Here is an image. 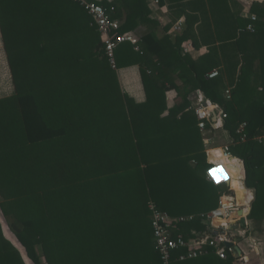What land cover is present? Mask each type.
I'll return each instance as SVG.
<instances>
[{
  "label": "trees",
  "instance_id": "1",
  "mask_svg": "<svg viewBox=\"0 0 264 264\" xmlns=\"http://www.w3.org/2000/svg\"><path fill=\"white\" fill-rule=\"evenodd\" d=\"M115 5L118 34L157 24L148 0ZM250 23L217 32L223 44L198 60L184 50L189 31L161 38L153 29L142 35L140 51L121 44L117 68L140 69L147 99L138 103L122 89L92 17L79 5L0 0L15 89L0 98V264H27L24 255L31 264H162L150 204L173 218L194 216L176 230L187 239L214 233L201 215L229 189L208 180L214 165L205 141L220 131L255 192L249 220L264 221V144L257 140L264 135V19L255 32L245 30ZM221 67L219 77L208 78ZM170 91L180 97L172 108ZM197 91L228 115L223 128L200 130L191 100ZM243 123L244 142L237 134ZM240 259L211 250L172 264Z\"/></svg>",
  "mask_w": 264,
  "mask_h": 264
},
{
  "label": "crops",
  "instance_id": "2",
  "mask_svg": "<svg viewBox=\"0 0 264 264\" xmlns=\"http://www.w3.org/2000/svg\"><path fill=\"white\" fill-rule=\"evenodd\" d=\"M148 4L152 12L151 17L157 24L143 25L135 31V34L141 38L144 33L154 29L157 30L158 36L161 38L165 35L176 38L182 32L189 31L191 39L184 44V49L188 50L187 53L194 60H198L209 54L211 47L216 46L219 48L223 44L217 32L230 30V28L233 31V26H235L237 21L239 24L244 25L248 21L252 22L253 16L259 18V21L264 19V0H159L158 4H156L155 0H148ZM178 24L181 25V30H177L176 27ZM243 27L239 26L236 30L240 31L244 29ZM124 69L126 70L123 71L121 79L122 89L130 97L134 98L136 102H145L147 96L139 67L132 66ZM216 69L221 74L225 68L221 67ZM14 91L12 74L0 29V96L1 98L10 96ZM179 101L180 97L177 91L168 92V108L174 107ZM214 141L212 138L209 139V135L205 141L208 161L211 164H214L212 161L215 162L212 159L213 154L211 152L217 150L216 148L219 146ZM234 159L241 160L235 157ZM216 160L217 163L215 162L216 164L214 165L222 166L229 176L228 168L224 165L230 164L229 160L224 157H216ZM233 176L235 178L236 174L234 173ZM221 177L223 176L221 175ZM229 179L231 181L232 178L229 176ZM208 180L217 186L225 184L228 189L233 184L237 194L238 191L240 192L239 197L243 199L244 196L249 201L251 200L248 206V228L244 225L243 221L245 219H243L237 224L232 225L231 233L237 244V248L240 249V252L238 250L236 251L241 257L240 264H264V221L249 220L252 202L255 198L254 190L247 188L244 183L245 181L243 182L244 184L233 181L230 182L231 184L229 186L223 181L217 183L211 174ZM244 237H247L248 240Z\"/></svg>",
  "mask_w": 264,
  "mask_h": 264
},
{
  "label": "built area",
  "instance_id": "3",
  "mask_svg": "<svg viewBox=\"0 0 264 264\" xmlns=\"http://www.w3.org/2000/svg\"><path fill=\"white\" fill-rule=\"evenodd\" d=\"M71 1L83 8L92 17L93 24L100 33L105 44V53L108 61L114 70L118 71L116 50L121 44L131 43L136 51H140L142 38L137 36L134 32H127L124 34L117 33L122 22L113 17V14L116 11L115 0ZM155 2L158 4L159 0H155ZM252 20L253 23H250L245 30L255 32V23L259 18L253 16ZM176 28L177 30L182 29L180 24H178ZM184 50L186 53L188 52V50ZM220 75V71L214 69L207 76L209 79H215ZM259 91L264 93V88L260 87ZM225 94L228 99L231 98L230 90H227ZM191 100L193 101V108L198 120V127L202 132H205L209 125L214 129L224 127V119H226L228 115L218 104L207 99L202 91L193 93ZM246 128L247 124L243 123L237 129V134L242 142L246 141L248 138ZM257 140L264 144V136L257 137ZM221 150L223 151L222 154L224 158L228 160H236L234 159L229 146ZM237 161L242 170L240 171V180L243 183L246 179L245 165L242 160ZM212 162L216 164L214 161ZM210 174L211 171H209V177ZM250 203L251 200L249 201L248 199L245 204L240 205L236 192L230 187L229 192L221 194L218 206L215 209L201 215V218L208 223L212 229H214V233L208 234L197 231L193 232L194 237L189 239L183 234H177L176 230L179 223L194 221V216L173 218L168 213L158 209L155 205L150 204L154 236L153 240L155 249L160 256L161 263L172 264L174 261L186 262L189 260H195L209 255L211 250H213V252L221 259H227L229 255H236L237 244L233 239L231 227L243 219L249 224L248 206ZM240 210H242L243 215L234 218L233 212Z\"/></svg>",
  "mask_w": 264,
  "mask_h": 264
},
{
  "label": "rangeland",
  "instance_id": "4",
  "mask_svg": "<svg viewBox=\"0 0 264 264\" xmlns=\"http://www.w3.org/2000/svg\"><path fill=\"white\" fill-rule=\"evenodd\" d=\"M124 70H126V69H124V68H123V69H118V71H117V73H118V77L120 78V79H119V80H120V83H121V79H122L123 71H124ZM121 84H122V83H121ZM132 94H134V93H132ZM0 95H1V94H0ZM2 95H3V94H2ZM0 98H1V96H0ZM207 137H208V134H207ZM209 137H211L212 140H215L214 142H215L216 145H219V146H217L216 149H220V150H221V149H224L225 147H227V146H229V145L231 144V143H229V140H228L229 137H228V135L225 134L223 131H220V132L216 133L215 135H209ZM218 147H219V148H218ZM221 152L223 153L222 150H221ZM244 199H245V197L243 196V199H242L241 203L244 202ZM0 219L3 220L1 211H0ZM243 222H244V225L248 228V224L246 223V220H244ZM243 227H244V226H243ZM4 233H5L6 237H7L9 240H11L13 243H15V242L11 239V238H12V234L9 232V230L6 228V226L4 227ZM244 238L248 240L247 237H244ZM24 258H25L27 264H31V262L27 260V258L25 257V255H24Z\"/></svg>",
  "mask_w": 264,
  "mask_h": 264
},
{
  "label": "bare ground",
  "instance_id": "5",
  "mask_svg": "<svg viewBox=\"0 0 264 264\" xmlns=\"http://www.w3.org/2000/svg\"><path fill=\"white\" fill-rule=\"evenodd\" d=\"M211 154H213V156H216L217 158L218 157H223V154H222V152H221V150H213L212 152H211ZM229 162H230V164H224L227 168H228V172H229V175L231 176V182H233V181H238L239 183L241 182V180H240V175H241V172L240 171H242L241 170V167H240V165H238V161L237 160H229ZM217 163V162H216ZM222 164V163H221ZM229 165V166H228ZM236 174V177L234 178V176H233V174ZM231 189L232 190H234L235 192H236V194H237V191L235 190V188L233 187V184L231 185ZM248 195V194H247ZM237 197H238V200H239V203H240V205H243V204H245L246 203V201L248 200V198L246 197L245 199H244V202L243 203H241V200H242V198L241 197H239L238 196V194H237ZM242 215H243V213H242ZM241 215V216H242ZM240 216V217H241Z\"/></svg>",
  "mask_w": 264,
  "mask_h": 264
},
{
  "label": "water",
  "instance_id": "6",
  "mask_svg": "<svg viewBox=\"0 0 264 264\" xmlns=\"http://www.w3.org/2000/svg\"><path fill=\"white\" fill-rule=\"evenodd\" d=\"M214 170H218V171H216V175H217V177L219 176V177H221V175L223 176V177H226V179H221L220 181H225L226 182V184L227 185H229L230 186V179H229V177H228V175L226 174V172L224 171V169H223V167L222 166H215V167H213L210 171H211V173L214 171ZM242 210H240V211H235V212H233V217L234 218H238V217H240L241 215H242ZM237 250H238V252H240V249L239 248H237Z\"/></svg>",
  "mask_w": 264,
  "mask_h": 264
},
{
  "label": "snow or ice",
  "instance_id": "7",
  "mask_svg": "<svg viewBox=\"0 0 264 264\" xmlns=\"http://www.w3.org/2000/svg\"><path fill=\"white\" fill-rule=\"evenodd\" d=\"M216 171H218V170H214L211 174L213 175V179H215L217 183H219L222 178L226 179V177H217L215 174Z\"/></svg>",
  "mask_w": 264,
  "mask_h": 264
}]
</instances>
